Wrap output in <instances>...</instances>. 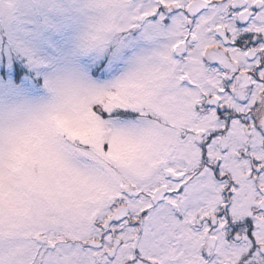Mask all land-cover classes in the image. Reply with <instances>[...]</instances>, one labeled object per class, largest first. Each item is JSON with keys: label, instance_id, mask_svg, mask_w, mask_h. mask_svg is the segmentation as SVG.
<instances>
[{"label": "snow or ice", "instance_id": "obj_1", "mask_svg": "<svg viewBox=\"0 0 264 264\" xmlns=\"http://www.w3.org/2000/svg\"><path fill=\"white\" fill-rule=\"evenodd\" d=\"M0 264H264V0H0Z\"/></svg>", "mask_w": 264, "mask_h": 264}]
</instances>
